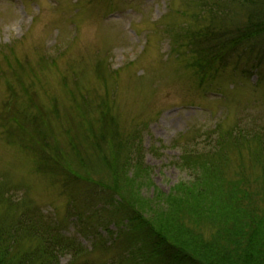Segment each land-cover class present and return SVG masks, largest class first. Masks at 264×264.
I'll list each match as a JSON object with an SVG mask.
<instances>
[{
  "label": "rangeland",
  "instance_id": "374dc122",
  "mask_svg": "<svg viewBox=\"0 0 264 264\" xmlns=\"http://www.w3.org/2000/svg\"><path fill=\"white\" fill-rule=\"evenodd\" d=\"M202 1L0 0V222L44 216L77 253L61 264H169L149 255L150 235L126 220L147 219L157 192L192 177L180 165L189 139L209 151L233 126L239 134L264 132V36L225 47L224 66L200 72L187 49L192 36L172 30L200 32ZM206 2L223 23L230 16L232 24L246 22L228 1ZM104 117L117 133L114 147L102 145L109 166L98 162L101 149L78 135L82 118L99 127ZM239 143L230 139L214 162L227 181L246 179L251 203L263 209L264 154L244 138ZM124 163L120 174L116 166ZM134 163L144 181L131 197L123 178L135 176ZM18 239L23 250L29 241Z\"/></svg>",
  "mask_w": 264,
  "mask_h": 264
},
{
  "label": "trees",
  "instance_id": "16d2710c",
  "mask_svg": "<svg viewBox=\"0 0 264 264\" xmlns=\"http://www.w3.org/2000/svg\"><path fill=\"white\" fill-rule=\"evenodd\" d=\"M209 1L217 3L218 0ZM220 1V6H223L222 1H228L240 8L246 13V22L243 25L232 24L233 17L230 16L232 22L223 23L224 20H218V16L209 14L208 8H211V5L204 0L201 15L207 17L202 22L200 32L190 34L184 29L172 30L174 36H192L187 49L193 51L196 63L192 66L200 72L211 70L213 67L221 69L228 53L224 52L225 47L227 50L238 45L241 47L244 42L246 44L255 37L264 36V0ZM187 16L190 22L201 23L198 15ZM237 24L240 26L236 27ZM170 33L171 31L169 35ZM178 53L175 52V55H179ZM82 119L84 122H80L78 126L79 139L83 138V142L91 141L95 147L101 149L98 162L102 166H109L110 157L104 152L102 145L110 142L114 147L112 142L116 139V129L106 127L105 117L103 121L97 120L99 127L89 118ZM236 127L233 126L227 136L218 137L212 144L215 148L210 145L209 151L198 150L196 138L189 139L190 141L181 147L180 165L186 167L190 174H193L192 177L188 181L177 183L167 194L157 192L155 202H152L153 207L148 208L147 219L131 215L126 220L130 224L129 228L140 227L139 229L150 235V256L163 257L164 260H170L169 264H264V208H259L256 202L251 203L246 179L240 177L236 181H227L223 173H218L221 166L218 167L214 162L222 151L226 153L230 139L234 147H237L244 138L251 144L252 151L256 150L259 158L264 154L263 131L251 130L241 132V135ZM81 144L76 140L74 149L80 167L84 168L85 158ZM118 144L114 148L115 151L122 146ZM127 159V163L131 162L128 155ZM124 164L122 167L116 166L118 173H127L129 166ZM134 164L135 173L129 174L135 176L123 175L124 189L130 192L131 197L137 196L139 184L144 181H140L144 170L139 163ZM95 175L89 173L88 178L94 179ZM98 182L101 183V180L98 179ZM25 216L26 213H23L22 217L14 222H0V264H61V257L67 254L71 262L75 260L77 253H74L72 242L62 238L44 216L32 212ZM98 221L99 224L103 223L99 218ZM122 235L125 236L124 233ZM20 237L29 241L23 250L19 247Z\"/></svg>",
  "mask_w": 264,
  "mask_h": 264
}]
</instances>
